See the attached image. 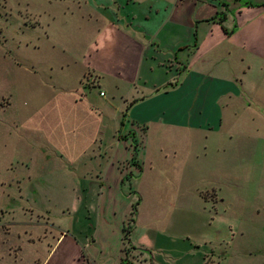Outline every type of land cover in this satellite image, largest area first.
<instances>
[{
	"label": "crops",
	"instance_id": "0c3cea01",
	"mask_svg": "<svg viewBox=\"0 0 264 264\" xmlns=\"http://www.w3.org/2000/svg\"><path fill=\"white\" fill-rule=\"evenodd\" d=\"M39 4L24 0L34 22L20 20L49 44L58 77L43 83L75 142L25 162L57 229L36 264H157L186 241L189 206L235 185L241 115L264 92V0ZM124 243L140 257L123 258Z\"/></svg>",
	"mask_w": 264,
	"mask_h": 264
},
{
	"label": "rangeland",
	"instance_id": "374dc122",
	"mask_svg": "<svg viewBox=\"0 0 264 264\" xmlns=\"http://www.w3.org/2000/svg\"><path fill=\"white\" fill-rule=\"evenodd\" d=\"M23 2L0 0V264H36L43 245L57 234L38 209L40 194L29 188L39 168L27 177L31 166L25 162L38 157L40 144L75 142L54 113L55 96L47 98L52 89L43 81L48 73L56 79L58 71L47 70L51 54L40 27L20 20L34 22ZM251 102V116L241 115L239 124L235 185L226 189L221 183L222 201L216 205L189 206L186 241L176 244L178 253L154 256L157 264H200L201 256V264H264V92ZM214 178L207 172L205 182ZM122 249L126 260L140 257L128 243Z\"/></svg>",
	"mask_w": 264,
	"mask_h": 264
},
{
	"label": "trees",
	"instance_id": "16d2710c",
	"mask_svg": "<svg viewBox=\"0 0 264 264\" xmlns=\"http://www.w3.org/2000/svg\"><path fill=\"white\" fill-rule=\"evenodd\" d=\"M133 210H134V204L132 205V208H131V211H133ZM130 218L131 217H129V219ZM128 226H129V222L127 221V223L126 224H123L122 227H121V229L123 231V233H122V237L123 238H126V234H127V231H128Z\"/></svg>",
	"mask_w": 264,
	"mask_h": 264
},
{
	"label": "built area",
	"instance_id": "2783aa9c",
	"mask_svg": "<svg viewBox=\"0 0 264 264\" xmlns=\"http://www.w3.org/2000/svg\"><path fill=\"white\" fill-rule=\"evenodd\" d=\"M99 93H101V91H99Z\"/></svg>",
	"mask_w": 264,
	"mask_h": 264
}]
</instances>
